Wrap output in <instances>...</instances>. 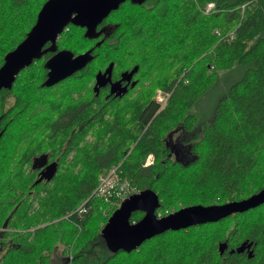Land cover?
<instances>
[{
	"label": "trees",
	"instance_id": "1",
	"mask_svg": "<svg viewBox=\"0 0 264 264\" xmlns=\"http://www.w3.org/2000/svg\"><path fill=\"white\" fill-rule=\"evenodd\" d=\"M44 1L0 0V65ZM96 29L68 23L55 41L91 50L81 69L45 86L47 51L0 89V264H264V202L113 252L100 230L117 206L91 194L117 163L137 191L158 194L155 214L264 186V0H125ZM109 62L113 77L136 66L120 95L94 90ZM221 81L211 118L198 122L195 106ZM157 89L168 93L162 106Z\"/></svg>",
	"mask_w": 264,
	"mask_h": 264
},
{
	"label": "water",
	"instance_id": "2",
	"mask_svg": "<svg viewBox=\"0 0 264 264\" xmlns=\"http://www.w3.org/2000/svg\"><path fill=\"white\" fill-rule=\"evenodd\" d=\"M123 1L125 0H45L24 38L4 54L0 65V89H9L19 71L47 51H51L52 54L44 63L47 69L43 81L45 86L53 85L84 67L92 59L91 50L86 49L75 54L69 49H57L55 45L57 37L68 23L84 27L85 36H97L100 32L96 29L98 24ZM112 67L113 63L109 62L103 71L98 70L95 73L93 84L95 91L109 83L110 93L120 95L125 92L126 86H120L121 79L111 81ZM135 69L136 66L128 72L129 77ZM1 133L2 130L0 135ZM44 175L45 170H42L37 180ZM263 202L264 186L242 199L209 205H185L158 216L155 214L159 206L158 194L151 189H142L120 201L102 226L100 234L109 250L129 252L145 239L165 230H177L198 223L217 221ZM136 210L142 211V216L137 221H130L131 213ZM218 248L221 253L226 248V243L221 242Z\"/></svg>",
	"mask_w": 264,
	"mask_h": 264
},
{
	"label": "built area",
	"instance_id": "3",
	"mask_svg": "<svg viewBox=\"0 0 264 264\" xmlns=\"http://www.w3.org/2000/svg\"><path fill=\"white\" fill-rule=\"evenodd\" d=\"M210 8L211 4H208L203 9V12L208 13ZM215 32L218 31L215 30ZM167 96V92L162 93L160 89L156 90L155 98L160 103V106L165 103ZM153 158V153H147L143 161V166L150 165L153 162ZM120 171L121 169L119 163L112 164L101 170L97 175L96 187L91 194L95 195L96 197H101L105 202H109L112 205L118 206L124 197L134 192L132 188L134 185L131 184V182L126 178L122 177L120 175Z\"/></svg>",
	"mask_w": 264,
	"mask_h": 264
},
{
	"label": "rangeland",
	"instance_id": "4",
	"mask_svg": "<svg viewBox=\"0 0 264 264\" xmlns=\"http://www.w3.org/2000/svg\"><path fill=\"white\" fill-rule=\"evenodd\" d=\"M222 81L218 84V87L216 86L210 92H208L206 95H204L200 99L201 101L199 100L200 102H198V104L195 106V110L194 111H196L198 113V116H197L198 122L208 121L211 118V115L213 113L214 105L216 104L217 99L219 97H221L222 94H223L221 89H224V84H223ZM171 136H172L171 137V141H172V140H174L173 138H175L176 133H173V135H171ZM177 147H180V146H177ZM180 152L182 154V157L188 158V153H187L186 148L182 147V150ZM132 188H133L134 192L137 191L135 189L136 188L135 186H133ZM129 189H131V188H129ZM108 204H109L107 206L108 210L111 208V206H116V205H112L110 203H108ZM108 210H103V213L107 214ZM157 215L160 216V215H164V214H161L160 212H158ZM1 252H2V250L0 248V254H1Z\"/></svg>",
	"mask_w": 264,
	"mask_h": 264
},
{
	"label": "flooded vegetation",
	"instance_id": "5",
	"mask_svg": "<svg viewBox=\"0 0 264 264\" xmlns=\"http://www.w3.org/2000/svg\"><path fill=\"white\" fill-rule=\"evenodd\" d=\"M105 68V67H104ZM104 68L101 70V71H103L104 70ZM131 70V69H130ZM130 70H128V71H125L126 72V74H124L123 75V72L124 71H120L119 72V75L117 76V77H113L112 76V73H111V81H116V80H119V79H121L120 80V86H129V85H132V83H134L135 82V78L133 77V73H132V75L129 77V75H128V72L130 71ZM94 84V83H93ZM109 83H106L103 87H106L107 89H108V91H109ZM172 134H170L169 136H168V144L171 146V149H172V152H174V150H175V147H177V146H180L182 143H181V141L177 138V137H175V138H173L174 140H172L171 141V136ZM43 161L41 162V167L40 168H42V170H45V167L43 166ZM41 170V169H40Z\"/></svg>",
	"mask_w": 264,
	"mask_h": 264
},
{
	"label": "bare ground",
	"instance_id": "6",
	"mask_svg": "<svg viewBox=\"0 0 264 264\" xmlns=\"http://www.w3.org/2000/svg\"><path fill=\"white\" fill-rule=\"evenodd\" d=\"M208 4H211V8H210V11H211V9H212V7H213V3H208ZM208 4H206V5L204 6V8H205Z\"/></svg>",
	"mask_w": 264,
	"mask_h": 264
}]
</instances>
